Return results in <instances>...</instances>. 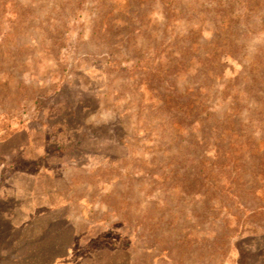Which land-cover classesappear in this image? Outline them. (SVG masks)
Returning <instances> with one entry per match:
<instances>
[{"label":"rangeland","instance_id":"1","mask_svg":"<svg viewBox=\"0 0 264 264\" xmlns=\"http://www.w3.org/2000/svg\"><path fill=\"white\" fill-rule=\"evenodd\" d=\"M58 231L51 264H264V0H0V264Z\"/></svg>","mask_w":264,"mask_h":264},{"label":"trees","instance_id":"2","mask_svg":"<svg viewBox=\"0 0 264 264\" xmlns=\"http://www.w3.org/2000/svg\"><path fill=\"white\" fill-rule=\"evenodd\" d=\"M242 1L249 2V0H242ZM216 50H217V47H214L210 52H207L204 55L202 62L212 63L215 57L217 56ZM59 231L57 232V234L59 233ZM57 234L53 235L52 237L50 236L51 238H48V237L46 238V240L50 242L49 245L51 247V250L49 254L47 253L44 255L45 258L35 261L34 264H51L56 258H59L65 255L71 241L70 239H68V237H65V238L61 237L63 235L61 234V232L58 234V236Z\"/></svg>","mask_w":264,"mask_h":264}]
</instances>
